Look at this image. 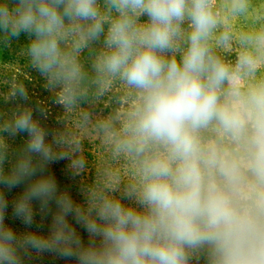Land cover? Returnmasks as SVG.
<instances>
[{"label":"clouds","instance_id":"obj_1","mask_svg":"<svg viewBox=\"0 0 264 264\" xmlns=\"http://www.w3.org/2000/svg\"><path fill=\"white\" fill-rule=\"evenodd\" d=\"M5 52L0 264H264V0H0ZM89 138L77 201L51 166L85 176Z\"/></svg>","mask_w":264,"mask_h":264},{"label":"rangeland","instance_id":"obj_2","mask_svg":"<svg viewBox=\"0 0 264 264\" xmlns=\"http://www.w3.org/2000/svg\"><path fill=\"white\" fill-rule=\"evenodd\" d=\"M0 62H1V55H0ZM20 63L23 64L24 61L21 60L20 62L17 61L15 64L0 66L1 67L0 86H3L4 76L17 71L18 67L20 66ZM21 79L24 81L25 86L28 89L32 105L34 107L43 106L45 108V111L43 112L42 115L39 112L36 113L37 118L41 119L42 123L49 130H53L57 128L59 126L58 124L59 118L62 116V109L55 102L51 93L44 87L43 80L38 76L36 72L31 70H25L21 76ZM13 107H15L14 103L5 102L3 99H0V112L6 113ZM101 107H105V106L101 105ZM24 139H25L24 136L19 135L15 137L13 140H10L9 143L13 147H17L24 143ZM87 143L90 145L89 151L86 152V156L89 161L90 171L89 173L85 174V176L76 177L75 179H73L66 170L67 161L61 160L54 163L51 166V172L55 175L60 187L68 189L71 192L73 198L77 201L82 200V197L79 194V187L81 182H86L87 180L91 179L92 174L94 173V169L91 168V164L96 152V142L92 138H89ZM22 191H23V186L14 189L10 193H7V197L9 200V218L6 220V223L10 224L18 232L24 231V226L18 220H13L11 218V201L17 194L21 193ZM38 207L39 206L36 205L37 210ZM50 220H51L50 216L41 220V216L37 212L36 222L37 224L42 223L43 227L41 228V231H43L44 233H47ZM81 234L84 236L86 240L87 239L86 233H84L81 230ZM35 264H64V261L50 255H45L43 258L36 260Z\"/></svg>","mask_w":264,"mask_h":264},{"label":"trees","instance_id":"obj_3","mask_svg":"<svg viewBox=\"0 0 264 264\" xmlns=\"http://www.w3.org/2000/svg\"><path fill=\"white\" fill-rule=\"evenodd\" d=\"M21 42H23V37L21 38ZM18 47H19L18 45H14V48L15 49H18ZM15 59H16V57H15V53L14 52H5L4 54L1 55L0 66L15 64L17 61L14 62V63H9L8 62V61H14Z\"/></svg>","mask_w":264,"mask_h":264}]
</instances>
